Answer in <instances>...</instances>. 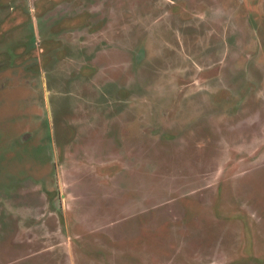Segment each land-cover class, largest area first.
Returning <instances> with one entry per match:
<instances>
[{
  "label": "rangeland",
  "instance_id": "obj_1",
  "mask_svg": "<svg viewBox=\"0 0 264 264\" xmlns=\"http://www.w3.org/2000/svg\"><path fill=\"white\" fill-rule=\"evenodd\" d=\"M0 264H264V0H0Z\"/></svg>",
  "mask_w": 264,
  "mask_h": 264
}]
</instances>
